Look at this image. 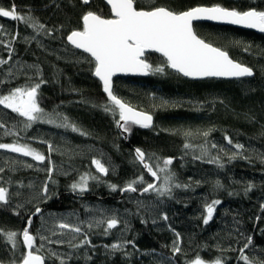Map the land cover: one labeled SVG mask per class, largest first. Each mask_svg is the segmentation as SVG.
<instances>
[{
	"label": "trees",
	"instance_id": "trees-1",
	"mask_svg": "<svg viewBox=\"0 0 264 264\" xmlns=\"http://www.w3.org/2000/svg\"><path fill=\"white\" fill-rule=\"evenodd\" d=\"M12 4L45 30L37 33L21 21L0 17V60L7 61L0 63V95L43 80L38 103L44 116L26 127V118L0 105L4 125L0 143L27 144L46 159L35 161L0 149L4 169L0 187L8 190V202H0V263L19 264L24 254L20 235L30 216L34 251L44 257L45 264H61V259L64 264H189L197 256L206 263L220 259L222 264H244L239 249L249 236L252 245L245 254L256 264L264 261V33L194 23L201 39L251 67V78L194 81L167 67L162 56L147 52L146 61L153 69L163 66L162 72L113 78L114 94L153 118L152 127L133 125L124 136L116 125L118 111L104 110L110 102L93 76L91 58L65 38L72 30L82 29L81 17L87 11L109 18L107 4L102 0H90L87 5L82 0H0V7ZM135 4L174 11L214 4L264 10V0H135ZM63 117L85 134L58 127ZM48 119L55 122L47 123ZM204 132L209 135L205 137ZM186 143L191 147L186 149ZM236 144L244 147L237 150ZM135 148L144 151L153 167L173 158L169 166L173 183L189 187H173L165 196L137 194L152 179L135 160ZM93 157L109 168L108 174L89 179L84 192L73 191L71 185L85 173L100 175ZM217 157L223 167L209 163ZM49 167L54 169L50 180ZM140 177L143 180L135 193H120L119 188ZM46 181L45 197L41 189ZM110 184L118 189L113 191ZM213 200L221 203L204 224V205ZM36 207L42 211L33 216ZM113 216L119 223L105 234L106 222ZM59 223L79 226L83 232L62 231ZM13 231L18 234L15 248L6 236ZM176 233L181 251L173 256ZM85 234L91 243L81 245ZM113 243L123 247L114 251Z\"/></svg>",
	"mask_w": 264,
	"mask_h": 264
},
{
	"label": "snow or ice",
	"instance_id": "snow-or-ice-1",
	"mask_svg": "<svg viewBox=\"0 0 264 264\" xmlns=\"http://www.w3.org/2000/svg\"><path fill=\"white\" fill-rule=\"evenodd\" d=\"M84 5L90 3V0H82ZM110 6L111 15L109 18L93 12L87 11L82 17V29H74L67 35V41L76 49L82 50L90 56V63H94L93 75L102 82L103 92L106 93L110 105H105V111H112L114 114L118 111L119 118L116 120L117 127L122 133H129L133 125H138L142 128L152 127L153 118L150 114L138 111L129 104L119 99L113 92L112 78L117 73L123 72H162L163 66L155 69L146 62L145 55L148 50H154L156 53L162 54L165 58L167 67L175 70L185 77L190 78H205V77H228L241 78L252 76L253 69L230 58L227 51L219 47L213 46L211 43L201 39L193 29V22L198 20H211L227 22L234 25H243L248 28L259 29L264 32V10L249 8L247 10H238L236 8L223 7L220 4L212 6H196L184 11H174L166 6H152L148 9L137 8L135 0H106ZM0 17L10 18L13 21H21L27 26L33 28L37 33L45 30V26L40 23L31 22V16L21 15L12 4L11 8L0 7ZM3 29L0 27V32ZM51 35V30H47ZM14 35L12 39H16ZM7 61L0 60V63ZM45 83L41 80L39 83L29 87H17L12 89L6 95H0V105L19 116L26 118V127H30L35 121L41 120L44 116L43 109L38 103V89L41 84ZM63 123L58 127L71 128L73 132H81L74 124L70 123L67 117H63ZM47 123H54L52 119H48ZM0 127L4 125L0 124ZM82 135L85 133L81 132ZM190 135V133H186ZM207 137L209 132H204ZM229 144L232 141L229 137H225ZM49 151H52L51 144L48 145ZM184 147L190 148V144H185ZM215 148L216 145H211ZM239 150L244 146L240 144L234 145ZM0 149H5L13 153H20L24 156L31 157L35 161H44L45 155L31 148L27 144L19 143H0ZM206 152V149H203ZM135 160L139 162L143 168L156 180H161L162 183L157 184L147 183L141 191L144 193L156 192L160 196L170 195L172 188L189 187V185H181L173 183L174 175L170 172L169 166L173 162V158H165L162 161V166L157 164L155 167L148 162L146 154L142 149L136 148ZM235 158V154L233 157ZM201 159V157H196ZM264 162V161H262ZM209 163L220 164L219 158L209 160ZM92 164L95 166L98 176H89L87 173L81 176L79 182H74L71 185L73 191L84 192L87 190L89 179L99 180L101 176H106L109 168L105 166L100 159L93 157ZM31 165H29L30 167ZM223 167L222 164H220ZM4 169L0 168V172ZM49 180L54 171L52 167L48 168ZM161 174H164L161 176ZM143 177L132 180L122 188L118 189L115 184H110L109 187L115 191L121 192H136L137 184H140ZM219 186V181L216 182ZM252 185H249V189ZM41 192L46 197L48 193V181L44 183ZM0 202H8V190L0 187ZM221 201L213 200L211 203L204 205L205 215L203 223L208 224L213 218L216 205ZM264 210V204L261 205ZM41 208L36 207L35 213H41ZM164 220L168 217L166 214L162 216ZM32 217H28V226L22 231V242L26 252L22 255L19 264H45V259L34 251L35 236L30 233ZM99 223V222H98ZM119 221L116 217L109 218L106 222L107 226L104 233L115 228ZM93 225L89 224L91 228ZM57 227L60 230H67L71 233H82L83 229L79 226L68 223H59ZM16 232H8L7 240L10 241L13 247H16ZM176 241L173 244L172 254L175 256L181 251L178 243L180 236L176 233ZM42 239H45L42 237ZM50 243H63V241H49ZM91 241L87 234L80 241L81 245L90 244ZM125 243H132L126 241ZM252 245V237H247V242L239 249L240 259L244 264H256V262L245 254L246 250ZM79 245H72L78 247ZM42 247V245H41ZM112 250H119L123 247L120 243L110 245ZM12 264H16L13 261ZM61 264L64 261L61 259ZM189 264H206L199 256L190 261ZM212 264H222L220 259L212 262ZM264 264V261L259 262Z\"/></svg>",
	"mask_w": 264,
	"mask_h": 264
},
{
	"label": "water",
	"instance_id": "water-1",
	"mask_svg": "<svg viewBox=\"0 0 264 264\" xmlns=\"http://www.w3.org/2000/svg\"><path fill=\"white\" fill-rule=\"evenodd\" d=\"M105 4H107L106 3V0H102ZM108 6V8H109V10H110V6L109 5H107ZM196 7V6H195ZM111 15V14H110ZM105 18V17H104ZM198 22H207V23H214V24H217V25H223V26H230V27H235V28H239V29H241V30H248V31H252V32H255V33H257V34H263L264 32H261L259 29H253V28H248V27H246V26H243V25H234V24H230V23H227V22H220V21H211V20H198V21H194L193 22V29H194V23H198ZM83 27V26H82ZM66 38V42L69 44V45H71L68 41H67V37H65ZM72 46V45H71ZM72 47H74V46H72ZM75 48V47H74ZM76 49V48H75ZM77 50H79V49H77ZM79 51H81V52H83L82 50H79ZM147 52H153V53H156L154 50H148ZM146 52V53H147ZM84 53V52H83ZM86 54V53H85ZM157 55H160V56H162V54H160V53H156ZM88 55V54H87ZM89 56V55H88ZM163 57V56H162ZM89 58H90V56H89ZM164 58V57H163ZM231 58V57H230ZM165 59V58H164ZM232 59V58H231ZM235 61V60H234ZM147 62V61H146ZM148 63V62H147ZM244 65V64H243ZM94 69V68H93ZM171 69V68H170ZM171 70H173V69H171ZM173 71H175V70H173ZM176 72V71H175ZM178 73V72H177ZM254 73V72H253ZM179 75H181L182 77H184V78H187V79H190V80H194V81H199V80H206V79H208V78H211V79H222V80H234V79H240V78H228V77H205V78H190V77H185V76H183L182 74H180V73H178ZM149 75V72H123V73H117V74H115L114 76H113V78H115V77H120V76H129L130 78L131 77H146V76H148ZM94 76V75H93ZM254 76V74L252 75V76H250V77H241V78H251V77H253ZM94 78L96 79V80H98L99 81V83L101 84V87H102V91H103V85H102V82L99 80V78H97V77H95L94 76ZM113 78H112V85H113ZM104 93V92H103ZM105 95H106V93H104ZM106 97H107V95H106ZM134 108V107H133ZM136 109V108H135ZM136 110H138V111H142V110H140V109H136ZM143 112H145V111H143ZM146 113H148V112H146ZM149 114V113H148ZM153 123V122H152ZM123 135L124 136H126V133H123ZM136 149V148H135ZM141 167L143 168V166L141 165ZM144 169V168H143ZM144 171L145 172H147L145 169H144ZM149 176H150V178L152 179V182L151 183H153V182H155V183H159L158 181L159 180H156L154 177H152L149 173H147ZM120 193L121 194H123L124 192H121L120 191ZM132 193H135V192H132ZM141 193H144V192H142L141 190L140 191H138L137 192V194H141ZM3 203V202H2ZM33 216H36V215H38V214H36L35 213V211H34V213L32 214ZM20 240H21V243H22V246H23V248H24V252L23 253H25L26 252V249H25V246L23 245V242H22V235H20ZM38 254V253H37ZM40 255V254H39ZM1 264V263H0Z\"/></svg>",
	"mask_w": 264,
	"mask_h": 264
},
{
	"label": "rangeland",
	"instance_id": "rangeland-1",
	"mask_svg": "<svg viewBox=\"0 0 264 264\" xmlns=\"http://www.w3.org/2000/svg\"><path fill=\"white\" fill-rule=\"evenodd\" d=\"M19 144H24V143H19ZM94 166V165H93ZM95 167V166H94ZM96 169V168H95ZM206 264H212V263H206Z\"/></svg>",
	"mask_w": 264,
	"mask_h": 264
}]
</instances>
